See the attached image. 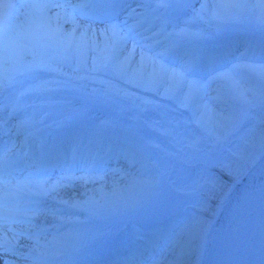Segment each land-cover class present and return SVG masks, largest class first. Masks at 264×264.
<instances>
[{"label": "rangeland", "instance_id": "1", "mask_svg": "<svg viewBox=\"0 0 264 264\" xmlns=\"http://www.w3.org/2000/svg\"><path fill=\"white\" fill-rule=\"evenodd\" d=\"M257 6L258 8L263 7V10H264L263 2L259 1L257 3ZM250 16L253 17L252 12H250ZM223 17H224L223 19H226L225 21L232 20L230 18L228 19L226 18L227 13L223 14ZM245 22L246 21L244 20V23ZM176 27L189 29V30H192L193 32H202L201 30H196L189 26H182L180 24L176 25ZM215 28H217L220 31L222 30L226 31V30H230L232 27L224 28V27L215 26ZM117 58L120 59V57H117ZM162 62H164L162 67H161V64L156 65L155 67L153 66L146 67L145 63H142V61L137 62L138 64H141V73L144 74L143 82L142 80H139L138 84L142 83V86L145 87V89L148 92L143 93V94L134 95V96L122 97L121 99L122 104H124L125 106H129V107H137L145 112H152L154 114H157L159 118L157 117L156 118L157 120L155 121H158L164 124H166V122L170 123L169 127H167V130H168L167 135L172 138H176V137L181 138L183 144H186L187 139L189 138L186 130L189 128L191 129V127L194 128L197 124L200 125L202 130L208 133V137H209L208 138L209 141L206 139L207 145H209V147H206L204 149L210 150V152H207V151L203 152L204 157L203 155L200 154V156H202V160H204V163L211 167V163H214L216 165V164H220L221 161L226 162L227 154L225 153V151H227V144L229 140H230L229 144H231L232 147H234V149L240 150V146L241 147L245 146V143L242 140L240 142L239 139H236L238 140L237 142L236 140L234 142H231L232 136L236 133V132L232 133V128L236 127V125H238L239 127H242L243 125H246V124L248 126L249 125L252 126L253 122L257 119H260L259 122L261 120L262 122H264V113L262 114V110L264 109V73H263L264 70L263 68L262 70H260L261 69L260 65L262 67L264 66V63H256V65L258 66L256 71L254 68H252L251 70V72L255 71L254 75L250 76L249 74H246L245 76H242L241 78L240 77L232 78L231 81L227 82V85L233 88V91L230 92V95L233 97V100L232 101L229 100L227 102L228 104H226V101L228 99L226 97V94L223 93V92H226V90L222 89L223 91H220L218 90V88H215V92L213 93L209 92L208 96L209 95L212 96V99H213L209 102L201 101L200 98H194L190 100L188 97L190 94V91L191 90L198 91L202 88V86L199 83L200 81H202V79L197 78L195 76L183 75V77L179 79L180 80L179 82L178 79L170 78L169 73L166 74L167 69L168 68L171 69V66L167 62H165V60L163 59H162ZM125 63L128 64L129 60L126 61L123 59L119 61L118 65L120 66V68H122ZM160 67L162 69V72L160 73V75L161 76L166 75L168 82L162 89H160V93L157 94L156 92L158 89L156 87V83L153 78V73H154V68L158 72V69ZM225 69H228V67H225ZM104 70H105V73L114 77V75L111 72V63ZM123 70L128 71V66L124 67ZM221 78L224 79L225 77L223 76ZM186 80L190 82L187 83ZM194 80H196V82ZM192 81H194V83ZM182 82H184L185 84ZM159 83H161V78H159ZM234 83L236 87L238 88V91H235V92H234ZM123 91H125L126 93L136 94L132 89H125V90L123 89ZM200 93H202V91ZM196 96L197 94H195L194 97ZM215 96L219 99V101L216 102ZM179 98L184 99L186 101V104L182 102L180 103ZM202 98L207 99L208 97L202 96ZM205 102L207 103L204 104ZM220 102L222 104H220ZM188 106L193 107V109L189 110ZM220 106H223L221 110H219ZM228 108L235 109L236 114L233 115ZM191 117L194 118V120L196 121L192 120ZM163 120L166 122H164ZM148 121H151V120H146V122ZM175 124H180L181 128L176 129ZM257 131H256V134H257ZM134 132L137 133L138 135H141V137L144 136L139 131H134ZM212 138L215 141H212L211 140ZM145 139L146 141H149L150 144H152L151 143L152 139L150 137L146 135ZM146 147H148L149 149H152L150 153L148 152V154L150 155L149 156L150 158L144 157V154L140 150L139 146H136V147L131 146V149L134 152L136 151V153H138L141 157L144 158V160L141 162L140 160L135 161L136 163L133 166L134 170L138 172L137 181L139 184L131 190L132 192L129 191V193L126 196H122L119 198L114 197L115 199L112 198L110 202L112 200L113 202L111 203L103 202L99 204L100 205L99 215H101L100 219H102L101 222L95 221V218H90L88 220H79L78 222L79 224H83V226L84 225L86 226L87 224L86 227L84 226L86 229L82 228L79 231L80 233L77 232L79 235H81L82 239L94 238L95 240L96 239L99 240L102 238V241H104L105 240L104 238L106 236H109L110 234L112 235L110 239L111 243L109 247L106 249V253H109L112 251L119 253L123 251L125 249V243H127V240H129L128 237L129 236L132 237L133 234H137L138 232H143L142 230H145L146 227L148 226V223L146 220H140V219L134 220L132 218H127V220L126 219L125 220L115 219L116 217L121 216L120 214H118V211H127L128 214H132L133 216H135L134 218L136 219L138 217L140 218L142 216H148L146 214L148 213V211H150V209L152 210L151 214H153L154 212L162 211V210H168V211L169 210H179L183 203L188 202V203L199 205V207H195V210L199 209L201 212L202 208L205 205H207L206 197L213 192L214 186L217 183V181L216 182L214 181L215 184L213 186V189L211 186H209V184L203 187L205 191H209V194H206V196L200 195L201 194L200 192H197V194H194V195H190L188 192L196 191L198 184L201 183L205 177L206 179L209 178L211 181H213L214 171H205L202 169L199 170L197 168H194V169L187 168L185 165H183L182 161L181 160L179 161L176 157H174L172 151L165 146H164L166 148L165 151H158L156 147L150 146V145H147ZM246 147L247 146L241 149L240 152H243V150L246 149ZM224 148H226V150ZM186 150L187 149H184V148L182 149L183 156L184 155H186L187 157L193 156V151L195 150L194 147L192 148V150H188V151ZM156 151H158L160 155ZM170 154L174 157L173 159H171L172 156ZM235 160H232L231 163H233V161L235 162ZM175 161H179L182 164H179L177 166L175 164ZM215 169H216L215 170L216 175H217V170H222L218 166ZM169 170H170V175L166 173ZM156 177L160 178V184L164 189V190L162 189V191L165 193V195L159 198L158 202L153 203L152 205H146L144 202H141V199L145 197L150 192V190H148L147 193L145 194H141V192L145 191L146 189H150L154 187L155 185L159 184V181L153 182V180ZM196 178H199V182L197 183L194 182L196 181ZM172 181L174 183H170ZM177 182H182V183L180 185H176ZM185 187H188L189 189L187 190L185 189ZM129 194L130 196H128ZM202 196L205 199H203ZM179 197H184V198H179ZM134 202L136 203L134 204ZM168 211H166L165 213L161 215L167 214ZM192 213H195L198 215L196 211L192 210L189 212V214H187L190 216V219H189L186 216V214H184L183 212L179 213V218H181V220L177 222V226L174 229V234H171L166 240V243L168 244L160 248L159 252L155 256L150 258V260L146 264H162V261L166 259L169 260L168 264H188L189 263L190 250L188 249L186 245L180 244V241H182V239L186 235H188L189 237H192L193 231L196 230L194 229L193 231H191V229L193 228L194 222H195L194 220H197L192 217ZM149 216H152V215H149ZM110 218L114 220L111 221ZM123 222L125 223V225L123 224ZM109 223L120 224L118 225L120 229L119 230L116 229L115 232H112L110 228H107V226H103V225H108ZM189 223H190V226H189ZM126 224H128V226ZM124 226H127V227L124 228ZM103 227L106 228L105 231ZM121 229H124L123 233L120 232ZM124 235H125V238H127L126 241L124 240ZM65 239L68 240L69 238L65 237ZM91 256H92L91 254H86L84 257L83 255H78L77 257L85 258V257H91Z\"/></svg>", "mask_w": 264, "mask_h": 264}, {"label": "bare ground", "instance_id": "2", "mask_svg": "<svg viewBox=\"0 0 264 264\" xmlns=\"http://www.w3.org/2000/svg\"><path fill=\"white\" fill-rule=\"evenodd\" d=\"M224 1L227 4H230L231 0H224ZM252 1L255 2L257 0H252ZM181 4H184V2L181 1ZM244 24L245 25L248 24L247 21ZM235 28H231L230 30H234ZM31 31H34V35L36 36L38 35L37 32L35 31H38L40 35L45 36L47 38V34L43 31V25L41 22L38 24H33V27L31 29L28 28V32L32 33ZM69 40H70V36L68 37V39H66V35L63 36V43H65L66 45L68 44ZM152 40H156V39L150 38L147 41L150 42ZM131 42L133 41L131 39H128L126 41V44ZM254 43L257 46H261L263 44V41H258L255 39ZM136 46L137 48L139 47L138 45ZM152 49L153 48H148L147 50H152ZM5 55L9 57L10 53L8 52ZM238 60H242L246 62V67H244L243 64L237 66L231 64L230 69L223 74H219L217 80L214 81V83L222 82L223 78L221 77L223 76L226 79H229L230 72L233 73V75L237 73L235 75L237 76L241 72L249 73V70L251 71L252 68L256 70L257 67H255L254 65H256V63H264V55L263 53L256 55L248 50L246 53L239 56ZM159 64H161V57L156 58V63L154 64V67ZM262 68L264 70V66H262ZM32 71H33L32 67H28L25 70V72H32ZM81 71H84V69H82ZM159 78H161V83H162L163 78L162 77ZM125 84H126L125 82H121V85L125 86ZM134 84H135V79H128V85H127L128 87H132L134 86ZM212 84H211L212 86L211 91L213 92H215V88H218V90L220 91L226 89L225 86H219L218 84H215L213 87ZM137 89L139 91L142 90V88H137ZM191 93H192L191 98H194L196 94L195 91H192ZM80 96L82 97L81 92H80ZM199 96L201 97L205 96L203 91L202 93L199 94ZM226 97L228 99L226 101V104H228L227 102L229 101V97L228 96ZM220 104L222 103L220 102ZM90 106L97 110L99 116H104L107 113V110L100 105L90 103ZM222 107L223 106H220L219 110H221ZM114 108L118 109L117 106L116 107L114 106ZM49 114L55 115L56 113H53L51 111L49 112ZM155 116L156 115H154V117ZM52 118L54 117H51V119ZM158 123L161 125L164 124L161 122ZM107 132H110V130L107 129ZM119 134L121 133L119 132L118 135ZM168 138L172 139L170 137ZM172 142L175 143V145H179L181 143V138L179 137L173 138ZM109 152L110 149L107 153ZM132 153L133 151L128 147H121L118 149L117 158L112 162L114 164L107 166L109 168L108 170H105L106 167L103 169V167L105 166L104 163V164H100L97 167L102 170L95 171L88 176H85V174L83 173V176L74 175V176H70L69 178H64V179L61 178V180H58V182L61 183V185H59L58 187L56 186L55 182L46 183L43 187V192H42L43 196L40 198H42L43 202L47 204V209H49L50 213L46 215L44 214L43 210L38 209L36 216L33 217L30 216V214L32 213L27 214V216L31 217V218H26L29 221V224L26 227L22 228L23 230L21 235H16L12 237V239L15 237L14 240L15 243L14 245H10L9 250H7L6 252L0 251V264L91 263L92 262L90 261L91 259L86 258V260L84 261L83 260L84 258L79 259L78 257L75 260H81L82 262L76 263L74 257L75 255H83L84 257L87 252L101 251V247L106 246V240L102 242L100 240L96 241L97 239L95 240L94 238L85 239V241L77 239V237L81 238V235H79L77 232H79L82 228L86 229L85 227L87 226L86 224V226L84 225L85 226L84 227L83 224H79L78 222L79 220H83V219L88 220L94 217H98L100 219L101 215H99V211H100L99 204L103 202H110V200L114 197L119 198L122 196H126L129 193V191H131L136 185L139 184L137 181L138 172H136V170H133L134 167H132L136 163L135 161L139 159L132 157L131 156ZM262 157H264V122H262L255 137L250 141L249 146L237 156L234 164H232L230 167L226 169L217 170V178H218L217 183L214 186L213 192L206 197L207 205H205L200 212L201 219L196 227V230L193 231L192 237L186 235L182 239V241H180V244L186 245L190 250L189 252L190 260L188 264L207 263V256L211 244L221 226L218 223L219 216L223 210V207L226 204L227 199L231 195L232 192L231 189L234 187L235 181L239 177L245 175L248 172V170L251 167H253V165L256 164ZM33 186L35 187V190L38 193H40L41 188L38 186V184H34ZM128 196H130V194ZM111 202H113V200ZM177 217L178 216L175 215L169 218L168 220H166L165 224L163 225L164 229H162L163 227L161 226V229L155 231L152 230L151 232L149 233L147 232L143 236L139 237L138 239L139 243L135 245V248L132 247V249L130 250V254L132 255V251L134 249L136 251L138 248L146 246V248L150 250L153 244L155 245L161 243L163 239L161 240L159 237H162L164 235V233L167 231V228L174 223ZM51 219H54V222H50ZM155 222L156 221L153 220L147 221L148 223L147 229L148 227L151 228L154 227L155 224H157ZM65 237H68L69 239L67 240L65 239ZM110 243L111 241L109 242V244ZM141 253L142 252H138V255H140ZM120 258L121 256L115 259L120 260ZM141 259H142L141 256L136 257L135 254L131 257L126 258V260H129V264H136L139 261H141ZM167 260L168 259L163 260L162 264H168L169 260L168 261ZM97 264H103V263L98 262ZM245 264H264V233L261 237L259 244L254 247Z\"/></svg>", "mask_w": 264, "mask_h": 264}, {"label": "snow or ice", "instance_id": "3", "mask_svg": "<svg viewBox=\"0 0 264 264\" xmlns=\"http://www.w3.org/2000/svg\"><path fill=\"white\" fill-rule=\"evenodd\" d=\"M4 2V0H0V4H2ZM261 2H264V0H261Z\"/></svg>", "mask_w": 264, "mask_h": 264}]
</instances>
